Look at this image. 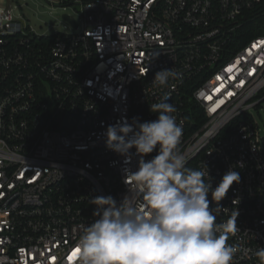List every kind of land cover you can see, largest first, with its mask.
I'll return each mask as SVG.
<instances>
[{"label":"built area","instance_id":"2783aa9c","mask_svg":"<svg viewBox=\"0 0 264 264\" xmlns=\"http://www.w3.org/2000/svg\"><path fill=\"white\" fill-rule=\"evenodd\" d=\"M56 1L76 7L78 32L39 34L14 0L0 3V264H79L90 200H121L140 159L109 150L106 128L155 120L150 105L165 95L186 166L206 165L213 188L239 172L217 223L237 209L231 264H260L264 134L253 110L264 103V0ZM170 68L180 78L152 83Z\"/></svg>","mask_w":264,"mask_h":264},{"label":"clouds","instance_id":"9594fccd","mask_svg":"<svg viewBox=\"0 0 264 264\" xmlns=\"http://www.w3.org/2000/svg\"><path fill=\"white\" fill-rule=\"evenodd\" d=\"M180 76L173 68L162 69L152 83L165 86ZM169 98L150 105L155 120L134 118L106 128L109 150L127 159L135 149L140 159L137 171L126 174L128 190L121 200L111 195L90 200L95 219L78 229L79 264H231L237 248L227 241L238 229L239 212L223 224L217 220L220 202L241 182L240 174L230 168L213 188L205 164L206 172L186 166L178 150L182 127ZM154 151V157L144 159ZM255 255L264 264V247Z\"/></svg>","mask_w":264,"mask_h":264},{"label":"rangeland","instance_id":"374dc122","mask_svg":"<svg viewBox=\"0 0 264 264\" xmlns=\"http://www.w3.org/2000/svg\"><path fill=\"white\" fill-rule=\"evenodd\" d=\"M2 5H8L9 0H0ZM16 17L28 21L39 34H54L56 32L74 33V28L63 15L73 16L79 23L77 9L73 5L61 6L56 0H14ZM260 126L261 135L264 134V103L253 110Z\"/></svg>","mask_w":264,"mask_h":264},{"label":"water","instance_id":"95a60500","mask_svg":"<svg viewBox=\"0 0 264 264\" xmlns=\"http://www.w3.org/2000/svg\"><path fill=\"white\" fill-rule=\"evenodd\" d=\"M63 17H64L66 20L70 21L72 24H74V25L76 26V23H75L73 17H71V16L68 15V14H64Z\"/></svg>","mask_w":264,"mask_h":264},{"label":"snow or ice","instance_id":"6c2138e0","mask_svg":"<svg viewBox=\"0 0 264 264\" xmlns=\"http://www.w3.org/2000/svg\"><path fill=\"white\" fill-rule=\"evenodd\" d=\"M76 253H79V249H76V252L73 253V255H76Z\"/></svg>","mask_w":264,"mask_h":264}]
</instances>
